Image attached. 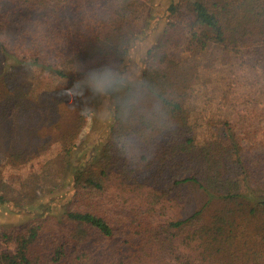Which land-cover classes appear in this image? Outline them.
Returning a JSON list of instances; mask_svg holds the SVG:
<instances>
[{
	"label": "trees",
	"instance_id": "trees-1",
	"mask_svg": "<svg viewBox=\"0 0 264 264\" xmlns=\"http://www.w3.org/2000/svg\"><path fill=\"white\" fill-rule=\"evenodd\" d=\"M152 1L0 0V152L7 163L32 159L53 139L23 134L41 129L37 113L51 130L72 107L85 120L96 95L87 80L118 73ZM189 4L187 27L203 46L236 51L251 41L264 58V0ZM181 8L170 2L174 18L147 50L142 81L115 100L108 140L74 166L70 200L58 213L1 229L15 250H0V264H264V163L245 153L231 129L227 143L196 136L184 97L188 79L169 53L182 35ZM7 20L18 24L13 42L1 29ZM37 73L50 76L44 87ZM64 136L69 167L74 138ZM188 185L204 194V206L169 215ZM3 186L0 179L2 202ZM36 196L19 195L14 204ZM215 200L222 205L208 216Z\"/></svg>",
	"mask_w": 264,
	"mask_h": 264
},
{
	"label": "rangeland",
	"instance_id": "rangeland-1",
	"mask_svg": "<svg viewBox=\"0 0 264 264\" xmlns=\"http://www.w3.org/2000/svg\"><path fill=\"white\" fill-rule=\"evenodd\" d=\"M172 1L182 7L176 20L183 30L169 53L179 62V72L188 79L184 97L196 136L199 140L217 137L227 143L228 130L231 129L245 153L264 163V58L259 55V44L247 41L236 51L214 47L211 42L203 46L199 37H192L187 27L192 19L189 0H153L147 16H143L146 28L131 40L118 73L112 78L87 80L89 86L95 88L96 95L93 110L85 120L78 116L80 110L72 107L60 117V128L51 130L44 128L51 125L42 123L44 116L39 112L35 124L41 129L23 134H46L53 138L46 148L39 150L32 159L15 164L7 163L0 152V179L4 181L3 191L7 195L4 202L0 201V230L17 229L38 214L48 210L58 213L64 208L73 193L74 166L88 162L91 152L108 140L114 102L125 93L130 83L142 81L147 50L157 41L168 21L174 18L168 16ZM1 29L10 42L15 40L18 24L14 20L4 21ZM36 76L43 87L50 81L48 74L37 73ZM64 135L74 138L69 167L62 159ZM41 180L50 183L36 188ZM56 181L61 186L50 192ZM34 191L37 196L33 202L24 201L20 206L14 204V197L27 196ZM179 195L181 200L169 203V215L184 217L203 207L206 201L200 190L189 185L183 187ZM221 205V200L209 204L205 208L207 215H212ZM0 250L14 251L15 244L0 238Z\"/></svg>",
	"mask_w": 264,
	"mask_h": 264
}]
</instances>
